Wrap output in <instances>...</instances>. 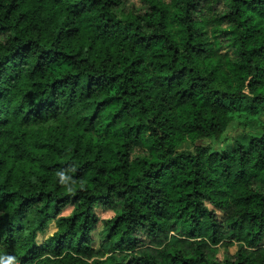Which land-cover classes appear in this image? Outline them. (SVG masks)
Masks as SVG:
<instances>
[{
    "label": "clouds",
    "instance_id": "clouds-1",
    "mask_svg": "<svg viewBox=\"0 0 264 264\" xmlns=\"http://www.w3.org/2000/svg\"><path fill=\"white\" fill-rule=\"evenodd\" d=\"M0 264H264V0H0Z\"/></svg>",
    "mask_w": 264,
    "mask_h": 264
},
{
    "label": "trees",
    "instance_id": "trees-1",
    "mask_svg": "<svg viewBox=\"0 0 264 264\" xmlns=\"http://www.w3.org/2000/svg\"><path fill=\"white\" fill-rule=\"evenodd\" d=\"M234 118L239 119L240 118V114H233Z\"/></svg>",
    "mask_w": 264,
    "mask_h": 264
}]
</instances>
